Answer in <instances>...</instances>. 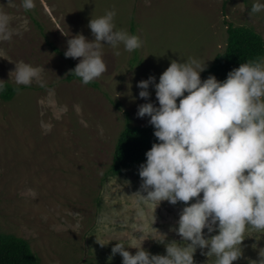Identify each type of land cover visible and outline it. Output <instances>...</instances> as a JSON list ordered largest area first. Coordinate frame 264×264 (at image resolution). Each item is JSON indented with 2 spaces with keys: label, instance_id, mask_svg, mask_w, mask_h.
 <instances>
[{
  "label": "rangeland",
  "instance_id": "obj_1",
  "mask_svg": "<svg viewBox=\"0 0 264 264\" xmlns=\"http://www.w3.org/2000/svg\"><path fill=\"white\" fill-rule=\"evenodd\" d=\"M253 2L34 0L25 10L21 0H0L13 30L0 40V85L22 87L9 100L0 97V234L28 241L40 264H122L112 254L117 242L132 254L139 246L166 254L168 242L185 244L175 231L185 202L145 200L141 164L111 175L115 146L127 125H151L137 112L149 101L158 106L155 88L139 97L140 80L158 83L173 60L190 57L205 64L202 76L226 49L229 23L264 38V10L250 14ZM106 10H115L118 29L131 33L134 22L142 46L129 52L122 43L103 44L107 70L83 84L70 71L82 58L65 57L67 41L77 34L94 40L89 20ZM20 61L38 66L40 79L16 84L11 72ZM204 232L207 238L218 229ZM244 237L233 264H258L264 230L246 226ZM206 252L197 247L195 264H215Z\"/></svg>",
  "mask_w": 264,
  "mask_h": 264
},
{
  "label": "clouds",
  "instance_id": "obj_2",
  "mask_svg": "<svg viewBox=\"0 0 264 264\" xmlns=\"http://www.w3.org/2000/svg\"><path fill=\"white\" fill-rule=\"evenodd\" d=\"M21 3L25 10L35 6L34 0ZM261 10L264 3L254 0L250 14ZM115 14L106 10L89 20L94 40L77 34L67 41L65 57L82 58L70 71L83 84L107 70L103 44L122 43L129 52L142 46L137 35L115 27ZM9 25V15L0 12V40L11 39ZM204 67L191 57L173 60L158 83L154 76L138 82L139 97L148 98L154 84L158 101V106L151 101L138 106L137 115L150 117L158 140L139 167L147 192L142 196L149 202H185L175 231L186 243L168 242L166 254H151L142 246L132 254L117 242L112 254L119 253L122 264H195L197 247L214 255L215 264H233L242 255L246 226L264 230V57L241 63L223 81L215 75L202 80ZM11 73L16 84L29 85L40 79L41 69L20 61ZM205 228L218 232L206 238ZM259 255L258 264H264V253Z\"/></svg>",
  "mask_w": 264,
  "mask_h": 264
},
{
  "label": "trees",
  "instance_id": "obj_3",
  "mask_svg": "<svg viewBox=\"0 0 264 264\" xmlns=\"http://www.w3.org/2000/svg\"><path fill=\"white\" fill-rule=\"evenodd\" d=\"M131 34L137 35L134 22L131 24ZM227 34L226 49L216 55L212 65L202 74V80L215 75L218 80L223 81L228 72L241 63L264 57V38L260 33L229 23ZM54 49L58 50L56 47ZM21 89L22 87L3 83L0 85V97L9 100ZM179 99L178 97L177 103ZM154 142L158 140L154 135L153 125L141 128L127 125L117 140L109 173L119 175L144 163L145 153ZM0 264H40V260L25 239L0 234Z\"/></svg>",
  "mask_w": 264,
  "mask_h": 264
}]
</instances>
